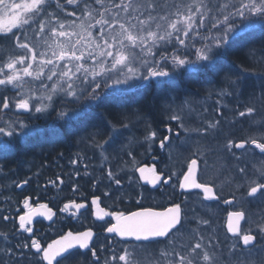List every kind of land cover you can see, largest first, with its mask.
I'll list each match as a JSON object with an SVG mask.
<instances>
[{
    "label": "snow or ice",
    "instance_id": "snow-or-ice-1",
    "mask_svg": "<svg viewBox=\"0 0 264 264\" xmlns=\"http://www.w3.org/2000/svg\"><path fill=\"white\" fill-rule=\"evenodd\" d=\"M257 30L264 31V0H0V43L6 45L5 54L0 55V137L10 138L0 139V156L11 152V139L26 141L37 134L30 120L59 108L57 119L67 128L83 124L93 129L86 138L101 158L108 159L105 153L114 155L118 163L129 158L124 162L131 166L130 184L135 180L153 189L167 185L188 194L185 201L195 195L201 203L222 201L233 209L226 218L231 241L226 258L218 236L213 243L209 220L197 216L194 209L186 211L184 202L145 206L140 195L134 208L117 210L103 206L99 195H93L90 203L69 199L59 213L79 221L88 212L94 222H103L105 233L124 242L117 248L108 241L97 249L93 227L81 225L80 230L62 232L50 242L38 236L32 227L34 218L55 222L57 212L25 196L22 214L18 209L13 217L0 209V220L14 222L12 233L0 232V264H24L25 260L69 264L70 258L87 253L90 264H143L141 257L149 250L154 264H224L225 259L251 264L250 257L264 245V222L253 228L244 205L264 200V111L246 100L239 103L247 76L230 73L223 83L218 81L219 96L238 101L231 127L240 125L245 133L239 138L230 133L223 144L224 155L236 164L226 170L231 174L228 183L235 187L224 196L214 181L201 178L202 165L206 166L201 141L213 131L219 133L222 120L205 117L206 124L202 121L192 128L184 115L188 102L176 105L175 101L182 78L195 81L209 72L219 74L233 47ZM154 86L176 93L169 99L168 123L153 124L140 113L135 122H126L122 112L98 124L91 122V110L104 101L146 93ZM260 99L264 100V87ZM216 111L222 115L220 109ZM139 148L153 161L160 160L164 168L141 163ZM174 152L184 156L183 162ZM257 157L259 167H250L248 161ZM178 162L179 170H173ZM101 170L108 187H123L112 168ZM30 182L28 177L15 187L23 190ZM100 183L103 180L93 186ZM103 197L112 198V193L106 190Z\"/></svg>",
    "mask_w": 264,
    "mask_h": 264
},
{
    "label": "trees",
    "instance_id": "trees-1",
    "mask_svg": "<svg viewBox=\"0 0 264 264\" xmlns=\"http://www.w3.org/2000/svg\"><path fill=\"white\" fill-rule=\"evenodd\" d=\"M262 34H264V31L260 30L245 34L230 51L226 58L227 63L233 65L235 61H237L241 63L243 67H246L247 60H250V52L254 47L250 44V39L253 37L255 38V35ZM5 47V44L0 43V55L5 54L3 51ZM244 49H247L249 56L239 59L236 51ZM248 68H250V64ZM208 76V73L204 74L195 81L182 78L179 82V89L189 88L192 91L196 90L198 92L200 88L210 84L208 82ZM260 82H263L260 86V89H262V87H264V79ZM170 91L171 90L167 88L158 89L154 86L146 93H129L127 97L123 99L106 100L99 107H94L91 110V122L98 124L101 120L107 121L110 119V114L120 112L125 114L122 118L126 122L128 120L135 122L139 119L140 117L136 115L137 113H140L147 120L151 119V122H155L153 114H156L159 108L163 107L162 104L171 98ZM166 96L168 99L165 98ZM57 111H59V108H55L50 114L41 116L40 119L30 120V127L37 130V134L29 137L26 141L16 138L11 139V152L6 156H0V186L4 187L6 184L15 186L17 182L31 177V182L26 185V189L20 192H14V196L12 197L14 201L21 200L25 196L36 199L38 197L44 198L48 190L47 183H56L61 179L64 181L61 185L63 203L67 202L69 199H73V196H71L74 194L71 190L73 186L77 188L76 196H78L79 202L84 200L89 201L93 195L103 197V193L107 190L112 193V198H106V200L109 201L108 204L111 207H115L117 210L134 208L136 206L135 201L140 195L143 196V204L152 207L166 206V204L170 205L173 202L182 203L185 201L186 195H181L175 188H173L174 194L171 199H169V201L166 200L168 202L164 201L165 204H163L161 200H154L148 189L145 187H138L137 181L134 180L130 184L128 176H130L132 172L126 170V167L128 168L130 165H126L124 162L129 158L125 157L118 163L114 155L105 153L108 159L103 160L99 155V151L93 149L86 138L88 132L93 131V129L90 127L85 129L83 124H74L73 128L69 129L57 119ZM7 118L6 116L5 119ZM117 127L119 128V125ZM143 127L142 124L139 131H143ZM77 129H79L78 134L76 132ZM0 138L6 141L10 139L6 137ZM145 155L144 148H139L137 150V158L141 157L139 158L140 160L138 159L139 161L142 162ZM73 161H75V163H73ZM85 165L88 166V174L85 173ZM102 168L104 172H106L108 168H112L115 173L122 178L123 187L118 188V186L114 184L108 187L109 182L103 179ZM97 180H103V183L94 187L93 184ZM5 200L7 201L8 199H2L0 197V202ZM6 208L8 207L5 206L1 209L5 210ZM212 213L216 214V211H212ZM64 223L65 226L63 229H66V231L80 230L81 225L84 227L89 225L88 216L85 217L80 225L69 226L66 220ZM220 227L221 228L217 229L216 233L220 234L219 237H222L220 240L221 246L226 247L225 249L228 251L227 246L230 240L227 239L226 233L221 231L222 226Z\"/></svg>",
    "mask_w": 264,
    "mask_h": 264
},
{
    "label": "flooded vegetation",
    "instance_id": "flooded-vegetation-1",
    "mask_svg": "<svg viewBox=\"0 0 264 264\" xmlns=\"http://www.w3.org/2000/svg\"><path fill=\"white\" fill-rule=\"evenodd\" d=\"M251 61L247 60L246 67H243L241 63L235 61L233 65H231V69H227L225 66H223V71L219 72V74L214 72H209V79L208 82L210 85L205 87V92L209 93V101L205 102V106H196L194 111L192 112V115L189 117H185L186 123H189V126L192 128L199 127L201 122L203 121L205 124L207 121L205 120V117L210 119L220 118L223 122V126L220 129L219 133H216L215 131L211 132L207 135L206 139L201 141V148H202V155L206 158V166L202 165V168H204V171L201 173V178L205 182H215L217 190H223L224 196H227L231 191H233V188L235 187L234 184L230 185L228 183V180L230 179L229 173H227V168L229 165L231 168H235L236 164L234 160H230V158L226 157L223 152V144L225 140L229 137L230 133H234V135L239 138L241 135L245 134L240 131V125H237L236 128L231 127V122L235 119L233 113L236 109L238 101L233 99L232 97H220V84H218V76L224 75L225 69L229 70V72H226L228 74H235V73H242L245 71L251 70V75L248 76V79L246 81V86L244 90V97L239 101V103H243L245 100L249 102V104L257 106V100L260 99L261 96V89L259 82H255L252 75H256V69H255V62L252 58V54L250 53ZM250 64V68L249 67ZM237 66L238 69L237 70ZM212 74V75H211ZM213 76V77H212ZM233 78L234 75H233ZM216 83V84H214ZM208 99V97H207ZM219 99L220 103H217V100ZM260 108V106H259ZM168 108H159V110L156 112V114H153L155 117V122H149L155 124L160 121H163L164 123L169 122V112L167 110ZM216 109H220L222 115H219L216 111ZM167 110V111H165ZM153 119V118H152ZM175 123V122H173ZM195 135V133H193ZM161 156L167 158L166 153H160ZM186 155V154H184ZM173 156L180 162H183L184 156L181 155L179 152H174ZM138 159V158H137ZM105 160V159H103ZM259 158L257 157L256 160H249V166L255 165L256 167H259L258 164ZM141 162V161H140ZM141 163H147L149 165L153 163H157L160 168H164V164L160 161H153L151 159L150 155H145ZM175 168L177 167L178 170L180 168V163H176ZM222 172L224 174L222 175ZM137 175V174H136ZM138 176V175H137ZM174 179V178H173ZM8 180V179H7ZM175 180V179H174ZM7 182V181H6ZM138 187L140 188H146L150 191L151 196L154 200H161L163 204H165L164 201L171 199L173 196V187H169L167 185L165 186H159L156 189L151 188V186H144L141 187V183L138 182ZM48 190L45 194L44 198H32V201L34 203H47L49 207H51L54 211L57 212V216L53 218V221H48L44 219L43 217H36L33 220V230L34 232L42 237L43 239L50 242V239L56 238L59 234L62 232H66V229H63L65 226L64 221L66 220L67 225H80L81 222L84 221L85 217L88 216V222L89 225L86 227H93L96 231L97 235L93 239V245L99 249L101 246H106L108 244V241H111L112 245L119 248L121 244H123V241H120L119 243L118 238H114L110 236L109 234L105 233L103 231V228L101 227V224L103 222H94L91 218L90 214L88 212H85V214L80 218L79 221H77L74 218H71L67 216V214L59 213L58 209L63 206V198L61 197L62 192V184L58 180L55 184L53 182H48ZM46 188V187H44ZM26 189V186L25 188ZM23 189V190H24ZM19 188H16L15 186H12L11 184H6L4 187L0 186V197L3 199H8L7 201L0 202V209L7 206L4 211L5 214H8L10 216L16 217L17 210H21L22 214V204L23 199L14 201L12 197L14 196L15 191H23ZM74 200L78 201V196H76V192H73ZM92 198V197H91ZM103 206L105 207H111L108 203L109 201L106 200V197L103 198ZM91 200V199H90ZM90 200L88 201L90 203ZM166 201V202H168ZM81 202V201H80ZM160 202V201H159ZM204 204H209L210 207L219 209L221 211V222H222V231H225V224H226V218H227V212L233 210L231 206L225 205L222 201H213V202H203ZM264 203V202H263ZM262 200H253L251 203L245 204L244 209L246 213H253L255 211H261L263 210V204ZM166 206H168L166 204ZM209 207V206H208ZM84 211V210H82ZM60 217V218H59ZM224 222V224H223ZM261 221L257 220L255 221V225L257 223H260ZM14 231V222L13 220H9L7 222H4L0 220V232H6V233H12ZM52 235V236H51ZM22 239V238H21ZM162 246V245H161ZM0 248H3V244H0ZM103 255V254H102ZM91 256L90 253H87L85 256H80L76 258H70L69 264H90ZM24 264H29V261L25 260Z\"/></svg>",
    "mask_w": 264,
    "mask_h": 264
},
{
    "label": "rangeland",
    "instance_id": "rangeland-1",
    "mask_svg": "<svg viewBox=\"0 0 264 264\" xmlns=\"http://www.w3.org/2000/svg\"><path fill=\"white\" fill-rule=\"evenodd\" d=\"M206 2H209V1H206ZM259 42H260V44H259ZM250 44H252V46H254L253 50H251L250 53L252 54V58L254 59L255 66H256V68H255L256 69L255 70L256 71V75H252V77L255 80V82L256 83L259 82L258 85L260 84V86H261L263 82H260V81H262V79H264V34L257 35V36L255 35V38L253 37L252 39H250ZM237 51H236V54H237V57H239V59L240 58L242 59V57L246 58V57L249 56V52L247 51V49L237 50ZM251 60L252 59L250 58V61ZM231 65L232 64H229V63L226 62L225 67L227 69H231V67H232ZM227 69H225L224 75L218 76L219 77L218 81L220 83H223V81L225 79V76L227 75L226 72H229V70H227ZM237 70H239L238 66H237ZM239 72H240V70H239ZM250 73H251L250 70L249 71H245V72H243V75L248 77L249 75H251ZM220 83H218V84H220ZM205 87L206 86L200 88L198 90V92L196 90L192 91L189 88L188 89H186V88L179 89L180 90L179 91V100H176L175 103H176V105H180L183 101H187L188 102V107L185 108V112H184L185 117L191 116L192 112L194 111V109L196 108L197 105L198 106H202V105L205 106L206 104H204V103L208 102L210 100L209 99L210 98L209 97V93L205 92ZM199 92L202 93V94H200ZM170 95H171L170 99H173L176 96V93L170 91ZM168 97H169V95H168ZM207 97H208V99H207ZM257 102H258L257 103L258 109H260L261 111H264V100L258 99ZM162 106L164 108H169V100L167 102L165 101V103L162 104ZM259 106H260V108H259ZM167 110H165V111H167ZM121 139H124V138L122 137ZM139 158H141V157H138V159ZM258 164H260L259 160H258ZM126 170L132 172L130 166L128 168L126 167ZM173 170H177L178 171V168L174 167ZM199 200H200V198L196 197L195 195L190 196L189 199L186 201L187 207H186L185 210L187 211L189 209H194L196 211L197 216L202 217V218L206 217L207 219H208L209 215H211L212 211H216L215 219L217 221H212V223H210V227H211V233L210 234L212 235L213 243H215L216 236L219 237V234L216 233L217 230L215 229V227L218 228L219 225L222 226L221 211L219 209H216V208H213V207H210V206L209 207H205L204 203H201L200 202L201 200L200 201ZM247 218H248V223L253 228H255L256 227V225L254 223L255 221L257 222V220H259L261 222H264V209L261 210V211L257 210V211H255L253 213H250V212L247 213ZM204 227H208V226H204ZM206 235H208V234H206ZM221 239H222V237H219V240H221ZM184 240L186 242V240H187L186 236L184 237ZM230 246H231V241L228 243V246H227L228 249L230 248ZM160 247L163 248V245L162 246L160 245L159 248ZM222 248L224 250L225 257L227 258L228 251L225 249L226 247L222 246ZM260 248H264V245H259L257 252L253 256L250 257L251 264H264V251H260L259 250ZM155 256L156 257L159 256V249H157L155 251ZM141 259L143 261V264H154L153 251L149 250V252L144 254L141 257ZM225 263L226 264H232L233 262L230 261V260L225 259L224 264Z\"/></svg>",
    "mask_w": 264,
    "mask_h": 264
},
{
    "label": "bare ground",
    "instance_id": "bare-ground-1",
    "mask_svg": "<svg viewBox=\"0 0 264 264\" xmlns=\"http://www.w3.org/2000/svg\"><path fill=\"white\" fill-rule=\"evenodd\" d=\"M185 195H187V194H185ZM199 201H200V200H199ZM184 202H185V201H184ZM200 202H201V201H200ZM263 202H264V200H262V203H263ZM185 203H186V202H185ZM263 204H264V203H263ZM186 205H187V204H186ZM263 208H264V206H263ZM204 218L207 219L206 217H204ZM208 220H209V224L212 223V221H217V220L215 219V213H211V215H209V217H208ZM225 222H226V221H225ZM217 223H218V222H217ZM218 224H219V223H218ZM223 224H224V222H223ZM225 225H226V224H225ZM220 226H221V225H219L218 228L215 227V229L217 230V229L221 228ZM224 230H225V231H222V230H221V231L224 232V233H226V226H225ZM219 235H220V234H219ZM226 235L228 236L229 234L226 233ZM160 248H161V247H160Z\"/></svg>",
    "mask_w": 264,
    "mask_h": 264
},
{
    "label": "water",
    "instance_id": "water-1",
    "mask_svg": "<svg viewBox=\"0 0 264 264\" xmlns=\"http://www.w3.org/2000/svg\"><path fill=\"white\" fill-rule=\"evenodd\" d=\"M137 175H138V173H137ZM36 218V217H35Z\"/></svg>",
    "mask_w": 264,
    "mask_h": 264
}]
</instances>
